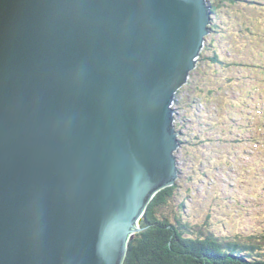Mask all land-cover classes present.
I'll return each mask as SVG.
<instances>
[{"label": "water", "instance_id": "obj_1", "mask_svg": "<svg viewBox=\"0 0 264 264\" xmlns=\"http://www.w3.org/2000/svg\"><path fill=\"white\" fill-rule=\"evenodd\" d=\"M208 0H0V264H124L176 183L174 102Z\"/></svg>", "mask_w": 264, "mask_h": 264}, {"label": "trees", "instance_id": "obj_2", "mask_svg": "<svg viewBox=\"0 0 264 264\" xmlns=\"http://www.w3.org/2000/svg\"><path fill=\"white\" fill-rule=\"evenodd\" d=\"M238 1L208 0L212 14L213 16L215 15L211 28L217 34V39L220 37L221 41L229 34L234 33L231 29L224 31L223 27L225 25L220 26V24L216 23L221 13L219 10L225 4H234ZM221 18L222 22L226 19L230 20V17L222 16ZM215 38L209 40L206 38L205 48H203L198 57V72L200 76H203L200 80L204 78V74H206L205 72L208 69L213 68V72L224 73L229 81L238 83L243 80V76L239 75V73L248 65L247 62L234 60L227 62L226 59L229 57L226 56L224 58L218 52L215 47ZM226 43L229 46L226 52L231 57L233 56V46L228 41ZM196 69L192 71L191 77L194 76ZM255 80L256 77L251 82L253 83L252 86H257V92L264 93V89L261 87L263 82L254 83ZM216 84L219 83L214 77L213 88L208 81L192 82L191 79L186 85L189 90L182 93L184 86L177 92L174 99V128L176 133L178 132L179 139V148L176 152L179 177L174 185L159 191L150 202L140 221V226L143 230L136 233L134 238L130 240L124 264H264V248H262L260 243L261 240L255 238L254 235L239 233L231 235L222 231L218 233L211 228L205 230L199 220L191 218L189 214H184V211H188V208L190 209L191 207V202L194 201L193 193H200L201 188L199 184L195 185L192 182V174L188 176L189 186H183V182L180 181L185 179L183 171L186 168V158L187 156L193 158L196 153L194 152L195 150H204L211 144L229 146L232 142L245 141L257 147L256 153L264 155V98L254 108L256 111L254 115L251 113V108L248 109L249 112L245 111L250 120L249 126L245 129H242L241 125L237 126L241 131L239 133L241 135L238 134L233 137L228 132V127L227 129L219 128L218 120H221V114L224 110L219 102L225 99L226 96L223 94L228 91V88L222 84ZM191 85L193 86L191 87ZM234 87L239 88L238 86ZM242 90L243 92L239 96L234 91V100H237V97L244 93L245 89L243 88ZM184 105H187L186 108L189 109L187 112L191 111L192 115L185 113L181 118V111L184 110ZM232 108L236 114L242 113V111L237 110L236 105L232 106ZM202 113L205 114L204 117H201ZM192 116L194 117L193 121H191ZM197 119L201 120V122L192 126L191 124H194ZM255 126L258 128V134H255ZM183 128H188L187 133L181 132ZM209 129H213V134L210 133ZM246 131H249V133H246L247 136H243ZM183 148L185 149V154L183 158H180L179 153L180 151L182 152ZM186 152L188 153L187 155ZM182 161H186L184 168L180 166ZM188 161L195 171L199 170L198 164L193 163L191 159ZM201 170V180L210 178L211 167L203 164ZM207 190L206 192L210 191L209 189ZM200 195L204 194L200 193ZM171 210H176L177 212Z\"/></svg>", "mask_w": 264, "mask_h": 264}, {"label": "rangeland", "instance_id": "obj_3", "mask_svg": "<svg viewBox=\"0 0 264 264\" xmlns=\"http://www.w3.org/2000/svg\"><path fill=\"white\" fill-rule=\"evenodd\" d=\"M219 11L221 13L216 23L220 24V26L225 25L223 30L231 29L234 34H229L221 41L220 37L217 39V34L211 28V32L206 38L209 40L216 37V40H214L215 47L224 58L226 56L229 57L226 59L227 62L233 60L247 62L248 65L239 73V75L243 76V80L238 83L229 81L226 74L213 72V68L208 69L205 72L206 74H204V78L200 80L203 76L199 75V62L197 61L195 67L197 69L193 74L194 76H190L191 72L187 83L184 85L185 87L182 86L180 89L184 87L182 93L189 90L186 85L191 79L192 82L208 81L213 88V77L217 83L227 87L228 91L223 94L226 96L225 99L219 102L224 108L221 120H218L219 128L227 129L228 127V132L235 137L241 133L237 126L241 125L242 129L249 126L250 120L245 111L249 112L248 109L251 108V113L254 115L256 113L254 108L264 98V93L257 92V86H252L253 83H251L256 77L254 83L263 82L261 87L264 89V0H239L234 4L223 5ZM222 16L230 17V20L226 19L222 22ZM213 17L215 15L213 16L212 14V19ZM226 41L233 46V56L231 57L226 52L229 47ZM243 88L245 89L244 93L237 97V100H234V91L239 96L243 92ZM235 105L238 111H242L241 114L233 112L232 106ZM186 106L184 105V110L181 111V118L185 113L192 115L191 111L187 112L189 109ZM200 107L202 106L200 105ZM172 108H174V103H172ZM173 115H175V112ZM204 116L205 114L202 113L201 117ZM191 118V121H193L194 117L192 116ZM199 122L201 120L197 119L191 125H197ZM187 129L183 128L181 132L187 133ZM195 129L197 128L195 127ZM254 129L255 134H258L257 126ZM209 130L213 134V129ZM246 133H249V131H246L243 136H247ZM256 149L257 147L253 144L242 141L232 142L229 146L211 144L204 150H195L194 152L196 153L193 158L187 156V162H181L180 166H183V168L186 162V168L183 171L185 179L180 181L183 182V186H189L188 176L192 174V182L195 185L199 184L201 187L200 193L204 194L193 193L194 201L191 202L190 209L188 208V211H184L185 215L189 214L191 218L199 220L205 230L211 228L215 232L221 233L222 231L231 235L235 233L252 234L255 238L261 240L260 243L262 248H264V155L256 153ZM184 154L185 149L183 148L182 152L180 151L179 153V157L183 158ZM189 159L199 165L198 171L192 168L191 163L188 161ZM203 164L211 167L210 178H207V180L200 179L202 177L201 168ZM207 189L210 191L206 192L208 191ZM176 210L171 211L177 212Z\"/></svg>", "mask_w": 264, "mask_h": 264}, {"label": "bare ground", "instance_id": "obj_4", "mask_svg": "<svg viewBox=\"0 0 264 264\" xmlns=\"http://www.w3.org/2000/svg\"><path fill=\"white\" fill-rule=\"evenodd\" d=\"M174 103V102H173ZM172 109H174V108H172ZM174 112H175V109H174ZM173 117H174V115H173ZM174 123H175V117H174Z\"/></svg>", "mask_w": 264, "mask_h": 264}]
</instances>
